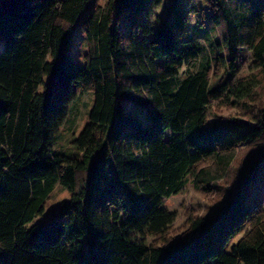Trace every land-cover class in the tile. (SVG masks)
<instances>
[{"label":"trees","instance_id":"obj_1","mask_svg":"<svg viewBox=\"0 0 264 264\" xmlns=\"http://www.w3.org/2000/svg\"><path fill=\"white\" fill-rule=\"evenodd\" d=\"M86 1L0 0V264H264V237L225 252L251 214L248 182L264 167V105L253 121L201 125L208 101L221 91L207 75L217 48L232 61L245 47L264 78V0H212L208 36L214 29L219 38L208 37L207 53L193 39L181 46L173 40L177 17L125 48L119 17L133 35L138 13L147 15L158 0H106L83 21L89 42L83 67L62 59L39 92L48 55ZM179 2L173 0V10ZM78 83L94 86L93 103L73 149L62 153L51 144ZM121 95L132 106L125 115ZM124 120L128 135L121 141ZM223 138H246L254 149L251 165L237 167L223 188L229 194L223 205L200 217L186 240L160 246L137 238L166 225L164 198L182 188L194 162L214 160L216 167L198 169L193 183L217 188L235 158L234 151L218 152L215 140ZM56 184L71 196L47 223L34 222Z\"/></svg>","mask_w":264,"mask_h":264},{"label":"rangeland","instance_id":"obj_2","mask_svg":"<svg viewBox=\"0 0 264 264\" xmlns=\"http://www.w3.org/2000/svg\"><path fill=\"white\" fill-rule=\"evenodd\" d=\"M106 0H87L71 25L69 31L58 43L56 50L48 55L49 68L43 76L39 92H44L45 86L56 72V67L62 59L69 58L78 68H82L88 53L89 42L83 29V21L87 14L96 6L102 5ZM173 0H158V3L150 5V13L143 11L137 15L139 27H133V35L128 33L122 18L119 17L118 31L120 40L125 48L133 40L143 39L148 41L155 30L167 24V22L179 21L172 29V38L179 46L192 39L203 46V52H208V37L219 38V31L212 30L208 36V20L206 15L212 10V0H180L177 7L172 9ZM136 22V24L138 23ZM192 35L195 37L193 38ZM3 43L0 41V50ZM217 60L208 70V80L211 85L221 88L220 93L211 98L204 110L201 125H210L215 121H223L239 118L253 121L255 112L264 105V78L259 69V64L245 47L238 49L237 57L229 60L222 46L217 48ZM166 56V55H165ZM161 64V58L155 60ZM123 85L132 86L131 81L122 79ZM94 86L91 83H78L73 86L75 100L70 106L69 113L59 126L56 139L51 147L59 152L69 153L73 149L72 140L79 135L88 121V112L93 103ZM123 114L129 113L131 103L127 97L119 96ZM128 124L123 122L118 140L125 141L128 135ZM215 145L220 153H235L226 175L217 181V188L203 189L193 183L194 173L200 168H215L216 164L210 157L203 158L193 163L189 170L184 185L177 192L164 198L163 205L170 214L166 225L158 230H145L142 235H137L146 244L166 246L175 241L190 238L196 231L198 219L202 216H213L218 208L223 205L228 193L223 188H229L234 178L235 170L242 164L250 166L254 149L248 139L230 138L216 139ZM261 181V182H260ZM250 194L246 201L251 214L243 222L240 228L234 232L225 246V252L230 253L236 243L243 242L251 245L259 244L264 237V167L259 170L258 180L249 181ZM234 192V190L232 191ZM71 192L59 184L43 203V208L38 213L34 222L47 223L54 215L60 204L68 200Z\"/></svg>","mask_w":264,"mask_h":264}]
</instances>
